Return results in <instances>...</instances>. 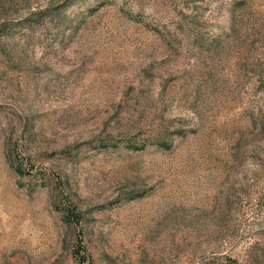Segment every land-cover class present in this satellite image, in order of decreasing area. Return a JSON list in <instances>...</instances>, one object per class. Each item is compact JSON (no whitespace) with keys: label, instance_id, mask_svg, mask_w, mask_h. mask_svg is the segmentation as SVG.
<instances>
[{"label":"rangeland","instance_id":"1","mask_svg":"<svg viewBox=\"0 0 264 264\" xmlns=\"http://www.w3.org/2000/svg\"><path fill=\"white\" fill-rule=\"evenodd\" d=\"M0 264H264V0H0Z\"/></svg>","mask_w":264,"mask_h":264}]
</instances>
